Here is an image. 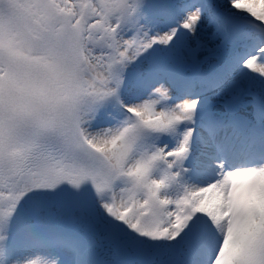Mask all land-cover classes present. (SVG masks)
<instances>
[{
  "label": "snow or ice",
  "instance_id": "obj_1",
  "mask_svg": "<svg viewBox=\"0 0 264 264\" xmlns=\"http://www.w3.org/2000/svg\"><path fill=\"white\" fill-rule=\"evenodd\" d=\"M0 264H264V0H0Z\"/></svg>",
  "mask_w": 264,
  "mask_h": 264
}]
</instances>
